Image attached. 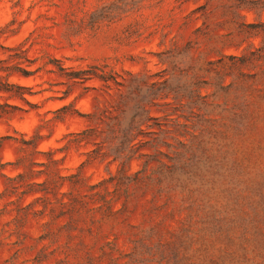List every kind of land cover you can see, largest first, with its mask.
Wrapping results in <instances>:
<instances>
[{
  "label": "trees",
  "instance_id": "obj_1",
  "mask_svg": "<svg viewBox=\"0 0 264 264\" xmlns=\"http://www.w3.org/2000/svg\"><path fill=\"white\" fill-rule=\"evenodd\" d=\"M252 1L264 11V0ZM164 2L37 0L27 9L28 20L41 10L30 36L18 46L3 47L8 56L0 59V100L37 108L27 98L35 95L32 88L11 81L16 75L55 74L69 88L95 94L92 112L70 105L56 111L51 121L78 115L86 123L83 130L65 134L61 147L41 150L50 138L41 130L30 138L0 137V151L6 141H15L22 153L10 164L21 172L1 174L0 203L7 201L2 211L14 216L0 237L16 234L15 243L28 248L23 228L35 222L39 236L30 249L37 250L38 264H264V41L260 48L251 43L242 56L219 60L203 52L195 56L193 47L176 41L164 53L168 56H157L167 68L156 73L148 69L149 61L134 72L107 61L75 68L51 56H28L46 43L52 29L72 44L129 18L141 19ZM13 9L0 39L16 35L26 23L19 21L25 12L20 0ZM220 9L225 14L230 8L221 1L214 11ZM141 20L126 29L127 41L145 39L149 26ZM242 27L261 32L240 30V35L264 36V23ZM165 42L163 36L160 46ZM211 87L213 94L202 93ZM154 110L164 115L155 116ZM17 111L24 109L0 101V120ZM178 112L182 115L174 117ZM81 148L89 149L82 153L85 160L75 173L64 175L68 153ZM95 163L105 165L107 177L92 182L84 170ZM12 204L16 207L9 209Z\"/></svg>",
  "mask_w": 264,
  "mask_h": 264
},
{
  "label": "rangeland",
  "instance_id": "obj_2",
  "mask_svg": "<svg viewBox=\"0 0 264 264\" xmlns=\"http://www.w3.org/2000/svg\"><path fill=\"white\" fill-rule=\"evenodd\" d=\"M18 0H0V28L5 27L12 19L15 9L14 4ZM223 1L230 9L224 12L222 9L215 12V7ZM214 6L208 5L207 0H190L183 3V0H165L163 7L159 10H146L141 19L129 18L125 21L113 24L110 27L95 34H86L80 38L74 39L72 44L63 40L56 29L48 31L49 39L44 45L35 46L29 51L28 56L36 58L37 56H51L50 58L61 60L65 67H85L89 64L107 61L116 66L117 70H130L139 72L147 63L148 69L152 73L159 72L167 68V65H162L157 56H168L164 54L167 49L171 48L173 42L179 41L182 48L193 47L195 56H209V59L219 60L224 56H242L245 50L252 43L254 47L260 48L264 41V36L261 34L257 37H249L247 34L240 35V30L247 32H261L249 30L243 25L264 23V11L261 12L253 5L252 0H221ZM37 0H20L24 13L19 17V21H26L19 29V32L14 36H4L0 39V59L8 56L3 47H15L23 43L34 30L33 20L36 19L41 12L39 8L33 11L31 18L28 20V12L33 3ZM204 10H199L193 15V11L204 7ZM232 11L239 12L242 17L236 19ZM191 17L187 25L188 18ZM141 20L146 22L148 31L145 33V39H125L126 29L135 22ZM157 30L158 33L151 36L152 31ZM258 30V29H257ZM151 36V37H150ZM165 36V45L160 46V42ZM252 36V35H250ZM149 37V38H147ZM28 46V45H27ZM44 50V51H43ZM178 56H186L182 53ZM135 59L138 63H133ZM229 62L228 59H225ZM53 68V67H50ZM254 73V72H252ZM260 76L263 74V69L259 70ZM232 77H228L226 85L229 84ZM14 83H19L32 88L34 96H27L30 102L36 104L37 108H31L29 105L17 99L6 98L1 99V103L19 106L24 111H17L10 118L0 120V137L12 136L22 139L21 134H25L27 138L32 137L37 130H41L45 136L50 138L43 141L40 149L43 151L49 150L51 147H61L64 143L58 141L65 134L78 132L86 127L85 120L78 115L68 116L64 121H51L57 114L56 111L64 106L70 105L71 110H77L80 113H89L93 111V99L95 94H84L85 91L81 86L69 88V84L65 79L59 78L55 74H42L37 78H24L16 75L11 78ZM65 83V84H60ZM261 85L263 83H260ZM262 87V86H259ZM70 90V95L66 99L60 100L65 96L64 92ZM215 88H203V94H213ZM84 94V95H83ZM172 100V99H170ZM188 102L187 99H185ZM153 115L162 116L156 110ZM182 112H178L174 117L181 116ZM185 116L187 114H184ZM184 121L183 118H181ZM20 145L15 141H6L0 151V164H7L0 169V194L4 189L5 177L16 176L21 170L14 169L10 164L15 163L20 153ZM88 148L79 150H71L66 158L63 172L64 175L75 173L81 165L85 156L83 152L88 151ZM61 156V155H60ZM138 164H134V170ZM115 172L116 166L111 168ZM84 173L91 179L92 182H97L104 177H107L105 165L95 163L85 168ZM13 196L11 200H15ZM32 197L26 200V203L32 201ZM3 201L0 203V233L2 230H7V224L13 219L12 214H6L2 211L5 208ZM11 205L9 209L15 208ZM23 232L27 233L28 248H22L15 242L18 240V235L14 234L10 239H3L8 234L1 235L2 243L0 244V264H38L36 262L37 250L32 246L35 244L34 239L39 236V228L35 222L29 223L23 228ZM38 247V249H40ZM19 251V260L13 263ZM53 264V263H44Z\"/></svg>",
  "mask_w": 264,
  "mask_h": 264
}]
</instances>
